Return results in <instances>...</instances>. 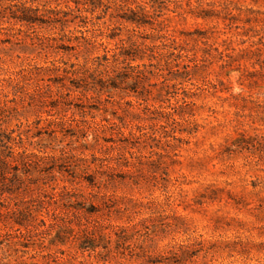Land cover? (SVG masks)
Returning a JSON list of instances; mask_svg holds the SVG:
<instances>
[{
  "label": "rangeland",
  "instance_id": "1",
  "mask_svg": "<svg viewBox=\"0 0 264 264\" xmlns=\"http://www.w3.org/2000/svg\"><path fill=\"white\" fill-rule=\"evenodd\" d=\"M179 1L185 8L189 1L191 7L211 8L218 15L203 19L191 14L184 18L168 14L169 32L178 40L187 39L197 56H204L191 77L182 82L184 89L196 92L186 98L194 103L192 106L178 99L183 90L177 87L169 88L174 92L168 95L169 101H149L155 106L171 102L176 112L181 114L184 110L189 119L178 126L182 131L175 133L184 139L182 142L170 137H162L156 144L147 141L156 152L167 151L176 156H165L160 166L146 158H140L136 166L119 165L113 172L126 175L124 178L115 177L106 186H90L82 177L95 172L98 161H93L92 156H105L108 143L100 139L96 144L91 131L86 138L77 140L75 135L80 134L76 127L67 124L68 131H57L56 140H51L42 129L46 153L58 155L63 148L88 164L86 172L72 171L77 175L73 184L86 198L89 226L95 220L105 225L127 226L150 217L145 222L150 235H144L145 229L139 224L141 230H129L126 243L117 249L112 239L108 243L112 248L109 254L97 255L96 251L104 250L100 245L96 251H84L82 255L74 243L67 242L50 246L42 253L29 248L22 257H17L22 254L19 251L10 259L12 264L19 260L45 264L47 258L42 254L59 249L63 254L58 253L60 258L50 264H264V0ZM13 2L17 1L0 0V8ZM27 4L40 9L56 7L69 12V19H75L63 26L35 29L0 20V27H5L0 30V84L8 98L14 97V82L1 79L15 77L12 73L19 67L76 61L74 51L66 47L76 41L68 40V36H78L79 31L90 36L80 49L78 60L82 62L104 53L100 42L112 47L131 27L114 18L110 21V16L99 15V10L89 11L88 0H34ZM108 24L119 26V35L114 39L100 35L99 29L104 31ZM148 31L145 27L144 32ZM43 35L54 37L56 47L38 39ZM143 62L147 59H136L132 64ZM32 87V82L27 81L26 88ZM97 87L82 92L59 90L66 103L62 104L59 116L74 113L80 118L85 105L88 124H119L122 134L112 129L98 131L100 136L115 140L127 136L132 124L138 122L156 129L154 120H143L142 106L138 104L141 100L135 93L119 89L99 91ZM51 90L54 93L57 87L52 85ZM24 92L25 86L15 93L19 111L10 112L13 115L3 126L11 129L23 122L32 123L33 131L35 126L45 127L44 119L49 117L46 108L37 102L29 105L22 97ZM39 119V124H35ZM251 141L258 142L260 150L250 145ZM166 142L177 147L172 150ZM239 143L247 147L236 149L235 144ZM150 150L151 147L141 145L133 148L137 156L148 155ZM110 151L116 154L118 149ZM62 177L63 182L58 183L69 185L66 179L70 176L65 171ZM107 206L112 210L108 215ZM119 206H126L128 211L117 213L114 209ZM163 219L173 226L162 230ZM6 230L10 229L0 225V234ZM15 257L18 259L14 260Z\"/></svg>",
  "mask_w": 264,
  "mask_h": 264
},
{
  "label": "trees",
  "instance_id": "2",
  "mask_svg": "<svg viewBox=\"0 0 264 264\" xmlns=\"http://www.w3.org/2000/svg\"><path fill=\"white\" fill-rule=\"evenodd\" d=\"M15 1L17 2L0 8V20L5 19L8 23L13 22L20 27L35 29L44 25L63 26L67 21L75 19L74 16L69 19V12L56 7L40 9L27 4L34 0ZM88 3L89 11L99 10V15H109L110 21L114 18L120 24L131 25L127 28V34L119 38L112 47L107 48L103 41L100 42L104 46V53L80 62L78 60L80 49L88 43L90 36L79 31L78 36H68V40L73 39L76 44L66 46L74 51L75 62L67 64L62 61L63 65L52 62L51 66L46 67L36 65L19 67L15 73H12L15 77L10 75L1 79L14 82V97L8 98L7 92L0 84V95L3 96L0 98V225L10 229L0 234V264H12L10 259L19 251L22 254L17 257H22L29 248L42 253L50 246L67 242L74 243L82 255L84 251H96L100 245L104 250L96 251V254H109L112 248L108 243L113 239L116 249L122 246L128 239L126 233L129 230L134 232L141 230L137 227L139 224L145 229L144 235H150L151 230L145 224L146 221L151 220L150 217L127 226L105 225L99 220H95V223L89 226L86 198L84 193L73 184L77 175L72 171L78 169L84 172L88 169V164L85 159L72 155L63 148L59 149L58 155L46 153L42 129L44 132L47 131L51 140H56L57 131H68L66 127L73 126L80 134L75 135L77 140L86 138L88 131H91L96 144L100 139L108 143L105 145L107 150L105 156H92L93 161H98L95 172L89 177H82L90 186H106L108 182L116 179L115 177L124 178L126 175L113 172L115 168L119 165L136 166L141 162L140 158H146L151 164L160 166L165 156L172 157L177 154L170 155L167 151L156 152L152 149V144L160 142L162 137H170L179 142L184 140L175 133L182 131L178 128L180 124L189 122L184 116L185 111L181 110L179 114V111L176 112V106L171 102L167 106L162 104L155 106L149 104V101H169L168 95L174 93L168 91L169 88L177 87L183 90L178 99L184 105L192 106L194 103L186 98L195 95L196 92L184 89L182 82L191 77L204 56L198 57L187 39L178 40L169 32L168 14L173 13L174 16L182 18L186 14H191L207 19L218 15V12L200 5L191 7L189 1L186 2L187 8H185L179 0H88ZM93 24L95 25L96 22ZM145 27L149 29L148 32H144ZM3 28L5 27H0V30ZM117 29L119 26L108 24L104 31L99 29V32L102 36L114 39L119 35ZM38 39L45 40V44L49 47H56L54 37L43 35ZM144 58L147 62L132 64V61ZM151 77L160 80L151 82ZM27 81L33 84L30 90L26 88ZM52 85L57 87L54 93L51 90ZM96 85L99 91L119 89L123 92L130 90L135 93V96L141 100L138 104L142 106L143 120H154L156 129L138 122L132 124L127 136L115 140L112 137L100 136L98 131L112 129L116 131L114 133L122 134L119 124L115 121L109 124L95 122L88 124L85 120V105H82L80 118H76L74 113L70 116H59V111L63 109L62 104H66L59 90L63 89L68 93L79 89L82 92L89 87L95 89ZM24 86L25 92L22 97L27 99V103L32 105L37 102L40 107L46 108L45 111L49 116L44 119L47 128L35 126L33 131L32 123L23 122H19L11 129L3 126L9 121L10 115H13L10 112L18 113L15 93ZM9 102L13 104L9 105ZM175 115H180V118H176ZM103 119L109 122L107 118ZM40 120H36L35 124L38 125ZM72 133L76 134V132ZM148 140L153 143L148 144ZM166 143L172 150L177 147L176 144ZM249 143L260 150L258 142ZM139 145L151 147L148 155L135 154L133 148H138ZM242 147H247V144H235L236 149ZM116 148L118 149L116 154L110 153V150ZM154 155L156 158H153ZM63 171L70 176L66 179L69 185L58 183L59 180L62 182L64 180L63 177L61 179ZM107 207L108 215L112 210L110 206ZM114 211L123 214L128 208L119 206ZM161 225L162 230L173 226L164 219ZM58 253L63 254L60 249L42 254V257L47 258L45 264L58 260L60 258ZM101 257L103 260L106 259L104 256ZM18 264L39 263L19 260Z\"/></svg>",
  "mask_w": 264,
  "mask_h": 264
}]
</instances>
